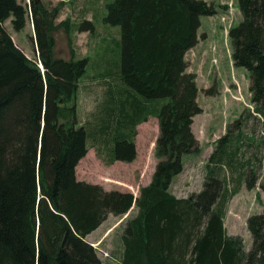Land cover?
Wrapping results in <instances>:
<instances>
[{"label":"trees","instance_id":"1","mask_svg":"<svg viewBox=\"0 0 264 264\" xmlns=\"http://www.w3.org/2000/svg\"><path fill=\"white\" fill-rule=\"evenodd\" d=\"M62 4L42 0H0V264H103L86 241L109 214L136 213L123 224L120 264H264V212L247 219L252 238L245 250L241 237L228 236L226 205L242 185L228 190L224 159L228 134L217 141L197 193L178 198L171 192L184 170L182 158L198 155L193 119L196 75L187 73L186 53L198 42L201 17L221 7L204 0H113L104 23L120 27L117 75L133 97L116 101L104 115L108 160L132 163L137 156L136 127L150 117L158 122L156 166L151 182L137 198L78 181L76 167L88 153V133L75 122V99L88 64L53 58L54 33L70 35L68 20L56 23ZM242 20L228 31L234 67L249 73V94L264 109V0H238ZM15 32L28 22L37 61L26 57L4 24ZM93 34L84 20L76 26ZM41 66V68H40ZM72 103V104H71ZM68 104L71 106L68 107ZM110 108L108 107V110ZM230 163V164H229ZM255 174L245 182L253 188Z\"/></svg>","mask_w":264,"mask_h":264},{"label":"rangeland","instance_id":"2","mask_svg":"<svg viewBox=\"0 0 264 264\" xmlns=\"http://www.w3.org/2000/svg\"><path fill=\"white\" fill-rule=\"evenodd\" d=\"M28 5V0H18ZM234 4L232 15L224 16L227 11L212 17H201V28L207 34L203 41L202 51L196 61L199 68L196 85L198 88L197 103L202 113L193 119L192 132L200 146L198 155H186L182 158L184 171L174 178L171 192L178 198H186L197 193L202 187L206 167L215 166L209 158L214 153L217 141L228 134L225 152L231 156V167L224 159L227 188H236L237 177L242 175L239 192L226 205L224 227L228 236L241 237L245 250L252 245V238L247 230V219L252 215L264 212V109L257 110L252 104L249 86V73L243 68H236L231 60V43L228 38L230 28L242 20L238 0H223ZM49 8L62 4L56 23L68 20L70 35L62 29L54 33V59L70 60L69 40L76 59L87 58L85 73L80 79L75 99V122L83 126L88 133V158L91 164L83 162L77 166L78 177L91 184H101L106 191L130 192L138 195L143 185L150 183L156 166L154 147L158 136V122L150 117L147 122L136 127V152L133 163H114L106 165L108 146L106 137L101 134L103 109L113 108L116 101L128 97L127 87L118 80L120 70V27L104 23L106 5L113 0H42ZM225 8V9H224ZM223 16V18H222ZM84 20L93 24V34L81 33L76 26ZM6 31L14 44L23 51L26 57L37 61L35 47L28 40L32 35L30 22L20 31L15 32L7 21ZM202 52L203 56H202ZM128 92V91H127ZM72 104V103H71ZM71 106L68 104V107ZM230 164V163H229ZM255 174L253 188L247 189L244 181ZM135 209L122 216L109 214L103 226L116 223L119 226L104 242L93 248L103 264H120V236L123 224L134 216ZM120 218V219H118ZM92 238H86L91 241Z\"/></svg>","mask_w":264,"mask_h":264},{"label":"crops","instance_id":"3","mask_svg":"<svg viewBox=\"0 0 264 264\" xmlns=\"http://www.w3.org/2000/svg\"><path fill=\"white\" fill-rule=\"evenodd\" d=\"M204 1H206V2H208V3H213V4H215L216 6H219V7H221V6H223V3H224V1L223 0H204ZM223 8V7H222ZM222 8H221V10H219V12H221V13H223V11H222ZM225 9V8H224ZM201 19H200V28L198 29V31H197V38H198V42H197V44L192 48V49H190L187 53H186V55H185V61L187 62V64H188V67H187V73H192V74H195L196 75V81H197V79H198V72H199V68L198 67H196L195 65V63H196V61H197V59H198V57H199V55H200V53H201V51H202V45H203V41H205L206 39H207V34L206 33H204L203 31H202V28H201V26H202V24H201ZM4 27H5V24H4ZM203 53L204 52H202V56H203ZM126 94H129V92H127L126 91ZM108 104V102H106V104L104 105V109H103V116L107 113V111H108V107H106V105ZM104 118V117H103ZM193 128V127H192ZM88 156V153L86 154V156L82 159V160H80V162H83L84 161V164H86L87 165V167H89L90 166V164H91V162H90V160L88 159L87 160V157ZM135 161V160H134ZM116 163H122V162H116ZM133 163V162H132ZM131 163V164H132ZM125 164V163H124ZM185 166V165H184ZM185 168V167H184ZM184 171V170H183ZM179 176V175H178ZM76 178H77V180L78 181H80V180H82V179H84V176L83 177H78V175H77V167H76ZM82 182H84V181H82ZM151 182V181H150ZM87 183V182H86ZM91 184V183H90ZM150 184V183H149ZM149 184H147V185H149ZM97 185H100V186H102L101 184H99V183H97ZM147 185H143L142 187H145V186H147ZM141 188V187H140ZM138 192H139V190H138ZM138 196V195H137ZM118 219H120V218H118ZM106 221V220H105ZM104 221V222H105ZM118 222H116V223H111L110 225H106V226H104V227H102L103 226V223L94 231V232H92L89 236H87L86 238H92V240L91 241H88V243L89 244H91L93 247L94 246H96V245H99V243H102V242H104V240L108 237V236H110V234L112 233V232H114V230L116 229V227L117 226H119L120 224H119V220H117Z\"/></svg>","mask_w":264,"mask_h":264},{"label":"built area","instance_id":"4","mask_svg":"<svg viewBox=\"0 0 264 264\" xmlns=\"http://www.w3.org/2000/svg\"><path fill=\"white\" fill-rule=\"evenodd\" d=\"M225 6H226L227 11L224 14V16H230V15H232L233 10H234V4L231 3V2H226L225 3ZM222 18H223V16H222Z\"/></svg>","mask_w":264,"mask_h":264},{"label":"water","instance_id":"5","mask_svg":"<svg viewBox=\"0 0 264 264\" xmlns=\"http://www.w3.org/2000/svg\"><path fill=\"white\" fill-rule=\"evenodd\" d=\"M134 196V200L137 198V196L133 195Z\"/></svg>","mask_w":264,"mask_h":264}]
</instances>
